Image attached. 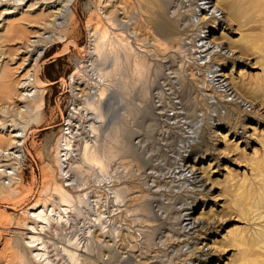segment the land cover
Returning <instances> with one entry per match:
<instances>
[{"label":"rangeland","instance_id":"obj_1","mask_svg":"<svg viewBox=\"0 0 264 264\" xmlns=\"http://www.w3.org/2000/svg\"><path fill=\"white\" fill-rule=\"evenodd\" d=\"M64 1L0 0V264H264L230 240L264 222L229 210L264 162V0H207L217 18L202 0H74L68 25L47 26ZM43 208L48 221L30 216Z\"/></svg>","mask_w":264,"mask_h":264},{"label":"bare ground","instance_id":"obj_2","mask_svg":"<svg viewBox=\"0 0 264 264\" xmlns=\"http://www.w3.org/2000/svg\"><path fill=\"white\" fill-rule=\"evenodd\" d=\"M73 1L74 0L64 1V3L61 4L60 8L56 9L54 18L46 25L49 27H54V26L65 27L66 25H68L66 22H68L70 19L71 4L73 3ZM221 3L223 4L224 0H222ZM201 4H203V6H204L203 9H205L206 12L209 13V15H212L213 18H217V16H218L217 10L211 8V6L209 7L207 0H202ZM225 5L229 10H231L230 9L231 8L230 3L225 4ZM201 6H199V7H201ZM10 13H11V11L7 12V11L3 10V11H1L0 16H5V15H8ZM51 40L52 39H51L50 35H43L34 41L38 47V50L35 53L34 57L32 58V62L30 63L31 65H29L28 69L25 70V73L22 77V79H23L22 86L24 87L25 90H27L26 87L32 80L34 82L36 61H37L38 57L44 52L45 48L47 46H49V45H47V43L51 42ZM202 47H203L202 52L203 51H209L211 53H213L212 51L221 52L220 49L213 47L207 41H205V44H203ZM93 49L98 54L101 55V53H102L101 37L98 38V40H96V42L93 43ZM206 56H207V54L205 55V59L208 58ZM258 61L264 67V53H263V51H261V55L259 56ZM214 69L215 70H213L212 74L217 72L216 67ZM143 74H144V69L141 67V65H136L135 66V76L140 79L143 76ZM213 80L217 84H219V86L222 87L225 90V92L228 93V95L233 93V92H231V89H229L225 85L223 80H221V77L219 74L215 73ZM34 87H35V89L37 88L35 85H34ZM98 94H99V96H102L101 92ZM23 95H27V94H23ZM233 96L235 97V95H233ZM234 97H232V98H234ZM237 101L242 106H244L245 102H243L239 99H237ZM95 114L97 117H100V114L98 113L97 110L95 111ZM214 126L221 127V124L219 122H216V124ZM16 131L18 132L17 128L15 130L14 129L11 130V132H15L14 134L10 135V137L13 138L12 139L13 151L8 153V154L17 158L18 154L20 152V150L17 147L21 146V144H22L21 143L22 142V140H21L22 136H21L20 132L17 133ZM231 135H236L237 137H239L240 133L239 132L235 133L232 131ZM69 146H71V140L67 137L66 138L64 137L63 147L68 148ZM189 147H190L189 145H186V149H189ZM189 150H190V153H189V156H190V154L192 155L195 150H191V149H189ZM66 155L67 154L64 153L63 157L65 158ZM61 161H62V159H60V163H61ZM262 168H264V162L261 161V163H258V164L253 163L252 167L250 169V172H251L250 177L246 178V183L248 185L247 191L245 190V192H240V193H235L233 195H230V199H231L230 203L232 204V206L229 208L230 213L236 214L240 218L241 221H244L245 224L249 225V226H251V221H252L253 217H254L253 220H260L261 222H264V175L262 176V179H259V176H261V173H264V169H262ZM190 173H191L190 175L192 178V179L190 178L192 180L191 184L193 185V187H195L199 191L203 190L204 185L199 180V178L196 176V173L193 170H191ZM252 177H253V179H251ZM30 216L32 218H37L40 221H44V222L48 221L46 208L40 209L38 211H34L30 214ZM58 218L61 219V216H58ZM228 220H230V219L229 218L225 219V221H228ZM214 223H215V220L212 223L208 222L207 224H205V231L207 229L209 230L210 228L214 227L213 226ZM29 224H30V226L24 229L27 232L26 233L27 234L26 244H28V246L27 245L26 246L30 247V248L35 247L34 248V252H35L34 258H37L38 261L40 260L41 263L46 262L47 257H46V253H45V246L42 244V239L38 236L40 234L39 231L42 228V226L38 230V228L34 227V225L32 223H29ZM186 225L188 226L189 230L194 229V228L201 230L204 226V225L199 224L195 220L187 221ZM230 240H231L232 245H234L236 247H241V246L248 247L249 249H252V250H250V251H252V254H257L258 256H262V254H264V225L258 230V232H252L250 230V228L249 229H239L237 231V233L232 235ZM193 243H195V242L193 241L192 244ZM260 244H262V246H260ZM248 248H246L244 251H246ZM202 250H203V248H202ZM203 251H206V249H204ZM69 255L72 259H74L76 257L71 252H69ZM249 258H250V256L243 254V259L249 260ZM197 260L202 262V260H205V259H203L202 255L200 254V257H198Z\"/></svg>","mask_w":264,"mask_h":264}]
</instances>
